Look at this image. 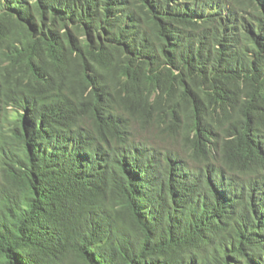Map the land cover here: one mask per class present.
<instances>
[{
  "label": "trees",
  "instance_id": "obj_1",
  "mask_svg": "<svg viewBox=\"0 0 264 264\" xmlns=\"http://www.w3.org/2000/svg\"><path fill=\"white\" fill-rule=\"evenodd\" d=\"M0 264H264V0H0Z\"/></svg>",
  "mask_w": 264,
  "mask_h": 264
}]
</instances>
